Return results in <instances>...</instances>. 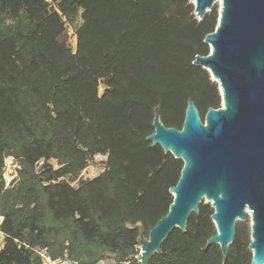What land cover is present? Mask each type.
I'll use <instances>...</instances> for the list:
<instances>
[{
  "label": "trees",
  "instance_id": "1",
  "mask_svg": "<svg viewBox=\"0 0 264 264\" xmlns=\"http://www.w3.org/2000/svg\"><path fill=\"white\" fill-rule=\"evenodd\" d=\"M219 10L199 20L190 0H0V264H42L37 250L79 264H140V231L130 227L142 224L149 237L184 166L147 141L155 109L182 130L190 99L203 122L222 106L217 82L193 64L211 52L205 38ZM98 155L105 171L80 180ZM9 158L18 168L7 185ZM213 213L200 203L149 264H251L250 221L236 224L226 259L207 247Z\"/></svg>",
  "mask_w": 264,
  "mask_h": 264
},
{
  "label": "water",
  "instance_id": "2",
  "mask_svg": "<svg viewBox=\"0 0 264 264\" xmlns=\"http://www.w3.org/2000/svg\"><path fill=\"white\" fill-rule=\"evenodd\" d=\"M220 1L219 21L205 38L208 56L193 64L210 72L222 96L219 109L210 108L203 122L192 99L182 130L167 128L155 109L152 146L181 159L184 166L166 216L138 245L140 264L161 254L163 242L177 228L185 232L204 199L211 203L217 233L207 247L218 245L226 259L235 240L238 220L251 216V264H264V0H190L203 20Z\"/></svg>",
  "mask_w": 264,
  "mask_h": 264
},
{
  "label": "rangeland",
  "instance_id": "3",
  "mask_svg": "<svg viewBox=\"0 0 264 264\" xmlns=\"http://www.w3.org/2000/svg\"><path fill=\"white\" fill-rule=\"evenodd\" d=\"M217 5L219 6V9H220V1L217 2ZM80 23H81V21L78 22V25ZM66 39H67L68 45L71 47V49L75 50L76 46H77V40H78L75 27H68V30L66 33ZM103 91H104V86L102 84L100 87V93L102 94ZM106 161H107V157L101 156V155H98V156L90 159L89 166L81 174L80 180H91V179H94V178L98 177L99 175H101L105 171ZM51 163L54 165L55 168H58V164L55 160H52ZM13 166H14V163H12L11 161L8 160L6 163V168H5V173H4V176H5L4 178H5L7 185L11 182V180L13 179V177L15 175V169L13 168ZM39 167H41V164H39ZM78 184H79V181H76L73 183V186L77 187ZM203 202L205 204L210 203L206 199H204ZM245 221H250V224H252L251 216L249 213H248V217ZM245 221L238 220L237 223L245 222ZM3 244H4V237H3L2 233L0 232V250L3 246ZM138 250H140V247L138 248ZM136 259L139 262L138 257ZM111 261L112 260H110V258L107 260L108 263Z\"/></svg>",
  "mask_w": 264,
  "mask_h": 264
},
{
  "label": "built area",
  "instance_id": "4",
  "mask_svg": "<svg viewBox=\"0 0 264 264\" xmlns=\"http://www.w3.org/2000/svg\"><path fill=\"white\" fill-rule=\"evenodd\" d=\"M75 51V50H73ZM11 161L12 163H14V166L13 168L15 169V175H16V170L18 168V165L17 163L14 161L13 158H9L6 160V163L7 161ZM14 175V177H15ZM13 177V178H14ZM37 253L42 261V264H79L78 262L74 261V260H71L69 259L68 257H65L63 259H58V260H53L47 253L46 250H37Z\"/></svg>",
  "mask_w": 264,
  "mask_h": 264
},
{
  "label": "crops",
  "instance_id": "5",
  "mask_svg": "<svg viewBox=\"0 0 264 264\" xmlns=\"http://www.w3.org/2000/svg\"><path fill=\"white\" fill-rule=\"evenodd\" d=\"M2 221H3V219L0 217V225H1ZM3 247H4V244H3L2 248H3ZM2 248H1V249H2ZM110 260H111V259H110ZM112 261H113V260H112ZM112 261H111V262H112Z\"/></svg>",
  "mask_w": 264,
  "mask_h": 264
}]
</instances>
